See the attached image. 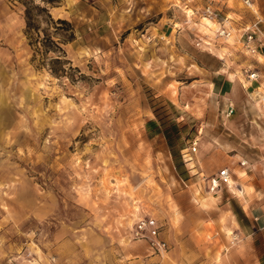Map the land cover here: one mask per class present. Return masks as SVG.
<instances>
[{"label":"rangeland","instance_id":"374dc122","mask_svg":"<svg viewBox=\"0 0 264 264\" xmlns=\"http://www.w3.org/2000/svg\"><path fill=\"white\" fill-rule=\"evenodd\" d=\"M254 2L61 0L77 70L55 76L31 61L22 6L0 0V264H111L144 216L166 248L217 246L218 202L264 204V61L238 43L256 16L264 31ZM222 168L230 186L209 192Z\"/></svg>","mask_w":264,"mask_h":264},{"label":"crops","instance_id":"0c3cea01","mask_svg":"<svg viewBox=\"0 0 264 264\" xmlns=\"http://www.w3.org/2000/svg\"><path fill=\"white\" fill-rule=\"evenodd\" d=\"M241 195L217 203V246L196 243L190 234L159 251L145 240H133L111 264H264V204ZM222 225L232 232L231 239L219 230Z\"/></svg>","mask_w":264,"mask_h":264},{"label":"trees","instance_id":"16d2710c","mask_svg":"<svg viewBox=\"0 0 264 264\" xmlns=\"http://www.w3.org/2000/svg\"><path fill=\"white\" fill-rule=\"evenodd\" d=\"M22 6L23 34L31 49V61L45 67L55 76L70 74L77 70L66 57L64 45L75 40V29L71 21L53 17L50 8L61 0H9Z\"/></svg>","mask_w":264,"mask_h":264},{"label":"built area","instance_id":"2783aa9c","mask_svg":"<svg viewBox=\"0 0 264 264\" xmlns=\"http://www.w3.org/2000/svg\"><path fill=\"white\" fill-rule=\"evenodd\" d=\"M220 1V0H217ZM242 5L252 12H255L254 0H239ZM204 13L207 17L218 21L219 27L217 35L227 38L231 35V29L225 25L226 18H220L218 13L209 5L206 6ZM261 19L256 16L252 22L245 24L240 28L238 43L241 50L247 55H262L264 57V31L260 27ZM199 44V43H198ZM247 77L250 81H257L261 78L260 73L254 69H246ZM196 142L193 141L188 147L191 153L196 151ZM242 163V165H244ZM231 180L229 169L222 168L216 174L206 178V188L209 192H220L222 188L229 187ZM132 237L134 240H145L152 250L159 251L166 248V243L160 238V225L158 221L151 216L140 217L134 223L132 229Z\"/></svg>","mask_w":264,"mask_h":264},{"label":"bare ground","instance_id":"6f19581e","mask_svg":"<svg viewBox=\"0 0 264 264\" xmlns=\"http://www.w3.org/2000/svg\"><path fill=\"white\" fill-rule=\"evenodd\" d=\"M207 21L208 24H212L211 21L207 20V19H204ZM214 24V23H213ZM210 27V26H209Z\"/></svg>","mask_w":264,"mask_h":264}]
</instances>
